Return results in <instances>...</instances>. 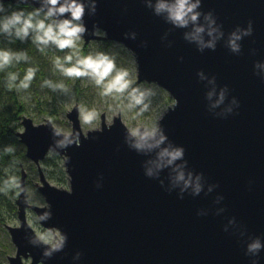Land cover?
Wrapping results in <instances>:
<instances>
[{"label": "water", "instance_id": "water-1", "mask_svg": "<svg viewBox=\"0 0 264 264\" xmlns=\"http://www.w3.org/2000/svg\"><path fill=\"white\" fill-rule=\"evenodd\" d=\"M77 2L85 7V44H122L135 55L138 83L156 84L176 104L147 143L163 141L151 148L138 147L146 130L134 136L121 117L108 125L103 115L102 128L85 135L78 105L67 115L69 135L50 119L36 125L22 115L19 141L38 168L47 207L30 204L22 168L20 226L7 227L17 248L10 264H264V0H190L199 15L184 27L157 12L174 0ZM0 4L46 14L52 7ZM165 149L182 156L168 164ZM51 153L64 158L70 190L48 181L42 162ZM29 211L61 239L42 241ZM257 240L261 248L249 252Z\"/></svg>", "mask_w": 264, "mask_h": 264}, {"label": "rangeland", "instance_id": "rangeland-1", "mask_svg": "<svg viewBox=\"0 0 264 264\" xmlns=\"http://www.w3.org/2000/svg\"><path fill=\"white\" fill-rule=\"evenodd\" d=\"M84 46H86L85 53ZM98 53L107 54L110 59H113L117 70L128 72L126 77L128 88L123 92L113 91L104 94L105 85H97L91 76H85L81 77L82 93L79 95L75 89V77L65 76L61 67L55 62L56 58H60L61 65L71 67L78 59L89 54L95 56ZM68 55L73 57L70 63L65 60ZM44 60H48L47 68L42 65ZM42 68L47 72L45 81L37 84L34 82L36 78L34 77L29 83V87H22L20 91L21 100L28 108L26 116L33 119L36 125L43 124L47 119H50L63 134L69 135L72 133V123L67 115L77 105L80 108L81 127L85 135L90 131L100 130L102 128V116L105 115L106 124L111 125L115 118L121 117L129 131L134 136H138L140 128H144L146 132L156 133L162 117L176 104L170 94L156 84L138 83V64L135 55L122 44L96 41L86 45L80 37L74 48L64 50L56 48L52 50L51 54L44 53L43 58L41 57L38 62L35 61V65L32 67L35 74ZM108 79L110 80L111 76ZM135 97H141L142 102L137 104ZM5 101H8V98ZM54 102H56V107L60 111L56 120H52L47 114L40 111V104H42L43 109L50 111ZM89 112L95 113L94 119L90 122H84L83 116ZM21 132H23V127L20 122L18 134ZM21 146L25 152L22 168L27 175L26 185L29 202L39 207H47L44 197L36 188V185L40 184L38 168L30 159L26 158V147L23 144ZM52 154L58 157L66 173L64 158L56 153L49 154L48 158H51ZM44 162H42V169L48 181L57 188L70 190L67 173L65 181H62L61 174L57 173L55 168L45 167ZM53 170H55V173H52ZM17 183L20 185V179ZM4 214L6 222L3 225L0 224V264H10L9 258L16 256L17 248L12 242L7 227H19L20 223L18 215L12 216L11 214L10 216L6 211H4ZM27 218L39 238L44 237V239H41L42 241L53 246L61 239L58 231L52 233L45 230L40 225L35 213L29 211ZM26 263L28 264L29 261H26Z\"/></svg>", "mask_w": 264, "mask_h": 264}, {"label": "clouds", "instance_id": "clouds-1", "mask_svg": "<svg viewBox=\"0 0 264 264\" xmlns=\"http://www.w3.org/2000/svg\"><path fill=\"white\" fill-rule=\"evenodd\" d=\"M48 3L52 6L48 13L46 14L45 20H40L38 23H33L34 15H38L40 10H36L35 13H28L25 16L23 10L18 12H13L10 17L5 18L2 25V31L9 32L11 29H15L16 36L24 41L30 30L36 31L34 43L37 45H48L49 43L55 44L59 50H64L66 48L76 47V42L80 39L81 35L86 32V28L82 23L83 16L85 14V7L83 3H78L77 0H71L70 3L65 2L60 5V0H48ZM57 5H60L57 7ZM197 7V4L190 3V0H174L173 3H159L157 6V12L167 11L169 19L178 26L184 27L189 24V22H196L199 13H193V10ZM0 10L2 5H0ZM71 13V19H64L58 23H46L48 18L54 17L57 14L63 15L65 13ZM191 14V15H190ZM203 31L201 28H197L196 32L199 33ZM239 39V37H236ZM234 51L238 50V45L235 41L231 44ZM39 50L43 52V48L40 47ZM17 61L21 58L27 59L25 55L12 54L6 50H0V69H3L6 65H9L13 57ZM73 57L68 55L65 57L67 62H71ZM56 64L61 67L62 72L68 77H85L91 76L97 85H105L104 94L111 93L113 91L123 92L128 88V81L126 77L128 72L126 70H117L116 64L113 59H110L107 54L98 53L93 56L89 54L80 58L71 67H64L61 65L60 58H56ZM113 73H115L113 75ZM35 76V70L29 68L27 70L24 79L20 81V87L28 88L29 83ZM111 76V79L108 78ZM11 79L15 80L16 76L11 74ZM107 81V83H105ZM135 91V90H134ZM137 104L142 102L141 97H135ZM95 113L89 112L87 115L83 116L84 122H90L94 119ZM155 136L154 132H145L142 137V143L138 147H144L148 140L153 139ZM164 137L161 136L159 140L155 141V144L147 143V147L158 146ZM182 156V150L169 151L167 149L160 153V157L163 160L165 157H169L168 164H172L173 161L177 160ZM180 181L185 179L184 174L180 173L177 178ZM199 191V187H197ZM41 239H44L41 236ZM261 248L260 242H256L249 245V252H257ZM50 252H46L45 255H50Z\"/></svg>", "mask_w": 264, "mask_h": 264}, {"label": "trees", "instance_id": "trees-1", "mask_svg": "<svg viewBox=\"0 0 264 264\" xmlns=\"http://www.w3.org/2000/svg\"><path fill=\"white\" fill-rule=\"evenodd\" d=\"M2 9L0 10V29H2L3 21L5 18L10 17L13 12L23 10L25 16L28 13H35L37 9L11 4H0ZM46 14L39 11L38 15H34L33 23H38L40 20H45ZM46 23H57L52 18H48ZM36 31L30 30L28 37L21 41L16 36L15 29H11L9 32L0 30V50H6L12 54L25 55L27 59L21 58L17 61L15 56L11 63L6 65L3 69H0V224L3 225L4 211L9 215L17 216L18 208L16 200L20 191V185L17 181H21L22 165L25 159V152L18 139V129L20 123V117L28 113V108L21 100L20 81L24 79L29 68L35 65V61L38 62L44 53L51 54L53 49H56V45L49 43L48 45H37L34 43ZM44 50L41 52L39 48ZM86 52V46H84V53ZM44 68L48 67V60H44ZM42 68L35 74L34 82L40 84L45 81L47 77L46 70ZM11 74L16 76L15 80L11 79ZM75 89L80 95L82 93L81 77L76 78ZM8 98V101H5ZM55 100V99H54ZM40 104V111L47 114L52 120H56L59 117L60 111L56 107V102L52 105L50 111L43 109ZM44 162L45 167L55 168L57 173L62 176V181H65L66 173L60 160L54 154L51 155ZM55 173V170L52 171Z\"/></svg>", "mask_w": 264, "mask_h": 264}]
</instances>
